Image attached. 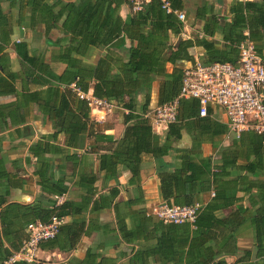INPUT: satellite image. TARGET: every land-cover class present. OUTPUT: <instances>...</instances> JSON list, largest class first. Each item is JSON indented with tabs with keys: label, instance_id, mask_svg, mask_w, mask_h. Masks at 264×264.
<instances>
[{
	"label": "trees",
	"instance_id": "obj_1",
	"mask_svg": "<svg viewBox=\"0 0 264 264\" xmlns=\"http://www.w3.org/2000/svg\"><path fill=\"white\" fill-rule=\"evenodd\" d=\"M2 1L0 24L4 22L5 39L8 42L11 22L8 12L2 7ZM6 1L9 10L17 3L27 6L29 16L23 21L28 20L29 26L38 23L32 21V16L37 14L45 30L59 28L68 35L49 41L53 47L51 57L64 65L59 74L51 72L43 58L29 56L23 50L26 47L24 42L16 44V50L23 61L34 64L35 60H40L39 79L34 76L30 78V74H26L23 79L38 83L48 75V80L43 82L46 87L30 94L37 98L41 112L54 122L56 134L62 133L65 136V147L48 144L47 139L31 147L32 153L40 161L35 174L41 192L62 195L71 184L80 193L76 198L65 199L61 203L52 198H39L28 205H4L0 209V264L19 248L27 235L26 227L29 223H47L52 216L63 221L56 235L42 241L39 247L44 251L58 250L66 253L67 259L58 264H208L207 257H214L209 255L213 251L207 245L214 237L210 229L225 224L224 220H219L213 214L214 204L207 203L198 212L193 224L164 222L147 213L145 208L138 207L144 201L141 164L153 160L162 202L181 206L198 202L199 193L209 189L211 182L218 184L220 175L224 174L220 171L233 164V160H225L217 165L221 170L212 174L214 179L211 181L208 177L211 174V157H204L201 149L205 142L217 145L227 126L212 118L210 112L206 116H199L197 99L182 98L177 106L176 120L166 125V135L161 142L150 120L143 118L141 113L151 109V94L155 83H158L157 105L178 95L183 71L175 66L171 72H167L166 64H174L178 59L190 60L188 48L194 43H200L206 49L208 61L205 63L235 64L239 56L238 46L247 37L244 30L248 29L249 39L264 61V44L258 37H252L253 17L246 15L257 9L255 23L264 25V9L257 7L254 2L233 8V20L226 24L222 34L223 40L229 45L228 52L221 54L215 49L214 42L206 39L195 42L191 38H178L172 43V36L181 33L182 22L177 20L173 12L162 9L159 0H151L141 9L132 10L126 20L118 14L114 16L113 2L118 7L123 0H53L51 4L50 0ZM169 2L173 9L180 10L175 0ZM24 9L19 7V12L22 13ZM213 20L217 21V18L214 16ZM207 31L212 35L214 29ZM93 47L103 49V54L95 63L83 61L82 58ZM71 84L82 91L91 88L96 97L123 109L124 130L119 139L115 140L111 135L92 129L96 120L91 118L86 101L76 95ZM138 95H142V102L138 101ZM184 132L189 135L191 145L180 148L178 143ZM84 134L94 137L90 152L96 153V170L93 163H89L87 154L79 159L76 153L69 150L77 146L78 139ZM232 145V150L227 152L234 154V157L245 158L247 162L243 168L252 177L242 176V191L249 192L253 188L258 191L253 201L257 205L256 213L249 217L255 227L258 249L262 250L264 135L251 130L242 131L232 141ZM49 152L53 155L62 153L71 161L68 176L54 178L49 173L47 165L50 162L44 158L45 153ZM223 157L224 154L221 159ZM78 164L81 170L76 177L74 170ZM121 173L128 174L125 184L134 191L133 198L125 201L117 199ZM216 197L217 189L213 199L216 200ZM4 201L0 199L1 204ZM126 206L134 221L131 227L125 222L126 214L120 211L121 207ZM237 207L242 208L241 205ZM106 209L114 210V226L113 221H99L98 213ZM113 233L121 240L116 255L113 254ZM83 238L89 239L90 243H84ZM234 238V234L229 236L232 241ZM4 241L9 243L10 249L3 248ZM15 264L52 262L39 258L37 261L21 260ZM210 264L226 263L216 260Z\"/></svg>",
	"mask_w": 264,
	"mask_h": 264
},
{
	"label": "crops",
	"instance_id": "obj_2",
	"mask_svg": "<svg viewBox=\"0 0 264 264\" xmlns=\"http://www.w3.org/2000/svg\"><path fill=\"white\" fill-rule=\"evenodd\" d=\"M69 1V0H66ZM180 5V10L185 13V21L182 23L181 33L176 36H172V43H175L178 38L192 40L206 39L213 41L215 49L221 54H227L228 43L223 40V32L226 24L233 20V8L242 5L247 2H254L257 7L264 9V0H175ZM50 0V4L53 3ZM2 7L5 12H8L10 18V32L8 33L9 41L7 42L4 33V22L0 24V199H4V203H0V209L4 205L14 203L18 205H28L35 202L39 198L56 199L57 203L63 202L65 199L76 198L79 195V190L70 184L69 190L62 195H47L41 192L40 186L37 183V176L35 170L40 165V161L37 159V155L33 154L31 147L35 143H44L45 139L48 144H55L60 147H65V136L56 134L57 128L52 120H48L39 107L38 100L30 93L39 89L45 88L43 85L44 80H48V75L44 79H40L37 82L25 81L23 78L26 74H30L31 77L39 79L38 64L40 60H35L34 64L23 61V59L17 54L16 44L24 42L26 47L23 49L29 56L36 58H43L44 63L49 64L51 72L59 74L64 68L63 64L56 62L51 56L53 54V47L50 46V39H58L68 37L61 29L54 28L49 31L45 30L44 24L39 19L37 14L32 16L33 22H38L34 26H29L27 19L29 12L26 5L17 3L11 10L8 7V1H2ZM19 7L25 8L22 13L19 12ZM114 16L117 14L126 20L133 12L130 6L126 2H121L117 7L113 2ZM245 13V9L243 10ZM264 13V12H263ZM246 14V13H245ZM250 14V15H249ZM258 14L257 9L254 12H249V17H253L252 22V37H258L260 42L264 44V25L257 24L255 16ZM23 15L22 17H20ZM264 15V14H263ZM217 18L213 20V17ZM31 17V14H30ZM31 20V19H30ZM178 20V19H177ZM264 23V21H263ZM214 27V28H213ZM213 34L210 35L207 30H212ZM248 29L244 30L245 38L249 39ZM170 36L171 33L169 32ZM244 41V40H243ZM251 41V40H250ZM252 42V41H251ZM129 41L127 42V45ZM104 50L101 48H91L86 57L82 58L87 63H95L99 57L103 54ZM188 52L191 56L190 60L178 59L174 64L167 63L166 70L171 72L176 66L180 69L189 67L196 60L201 62L208 61V54L206 49L200 43H194V45L188 48ZM264 53V50H263ZM50 70V69H49ZM44 76V75H39ZM41 81V82H40ZM158 83L154 85L151 94V108L157 106L158 101ZM28 89V90H26ZM90 90H92L90 88ZM137 99L142 102V95H138ZM120 107L113 108V114L108 112H95L91 113V118L95 119L101 115L102 119L96 121L92 129L94 131L103 132L107 135H111L113 139L117 140L121 137L124 124L122 121V111ZM125 112V111H124ZM209 115L224 123L227 126V130L224 133L221 140L217 145L210 142H205L201 145V149L204 157H211L210 175L208 176L213 181V173L219 172L220 165L225 160H233L232 165H228L223 171L224 174L220 175L218 184L211 182L210 188L205 191H201L197 196V201L201 203V209L205 207L207 203L214 204L213 214L219 220H224V225H220L217 229L212 228L213 239L209 241L207 245L213 253H209L210 256L214 255L212 259L208 258V264L211 261L222 260L226 264H264V247L262 250L258 249L255 240V227L250 221V215L256 213L257 205L253 203L255 197H257V189L253 188L249 192L242 191V176L248 175L246 169L243 167L246 164L245 158L234 157V154H229V150H232V141L238 137L234 131H232L226 121L225 114L220 107L209 108ZM96 120V119H95ZM153 130L159 135V139L162 142L166 135L167 128L162 126ZM54 135H56L54 137ZM94 143V137L88 136V134L82 135L78 141L77 146L69 148L71 152L81 159L83 155L88 156L89 163H93L94 170L97 169L96 153L91 151V144ZM191 145V139L189 135L184 132L183 138L179 141L178 147L185 148ZM226 151V153H225ZM222 154L225 157L221 159ZM44 158H48L49 173L54 175V178L66 175L68 176L71 168V161L64 157V154L57 152L53 155L50 152L45 153ZM142 179L141 188L143 191L144 201L138 206L143 207L147 213L151 214V207L154 204L162 202L160 197V190L158 185V179L156 176L153 160H146L141 164ZM81 170V165L78 164L74 170L75 176ZM226 173V174H225ZM127 173H121L118 180L120 182V193L117 197L120 201L133 198L134 191L132 188L126 186ZM254 178V177H253ZM218 190L217 199H213L215 196V190ZM211 192H214L212 194ZM241 205L242 208L237 206ZM136 208V207H135ZM200 209V210H201ZM245 209V212L243 211ZM122 213L126 214L125 222L128 227H131L134 223L133 218L129 215V207H121ZM100 222L113 221L114 210L106 209L98 213ZM235 235L234 240H230L229 236ZM84 243H90V240L83 238ZM121 240L113 233V254L116 255L120 249L118 243ZM3 248H9L8 242L3 243ZM86 246L84 245V249ZM40 257L46 261L50 259L51 255H62L66 257L58 261H51L52 264H58L64 262L67 259V254L58 250L54 251H39ZM49 256V257H48ZM125 259H120L123 261Z\"/></svg>",
	"mask_w": 264,
	"mask_h": 264
},
{
	"label": "built area",
	"instance_id": "obj_3",
	"mask_svg": "<svg viewBox=\"0 0 264 264\" xmlns=\"http://www.w3.org/2000/svg\"><path fill=\"white\" fill-rule=\"evenodd\" d=\"M133 11L139 10L151 0H123ZM166 12H173L180 22L185 21V13L171 7L169 0H159ZM238 61L201 62L196 60L183 69L178 95L172 100L157 105L141 113L158 129L176 120L177 106L182 98L198 100L199 116H206L211 107H220L229 128L238 135L242 131H255L264 135V61L256 53L254 44L246 39L239 46ZM76 95L85 100L90 111H111L114 105L96 97L92 90L82 91L71 84ZM127 112V110L125 111ZM104 115V114H101ZM95 119L100 121L102 116ZM214 194V192H211ZM200 202L189 205H168L159 202L151 207V214L164 222L193 224L201 209ZM62 219L52 216L47 223L33 222L26 227L27 235L19 248L12 252L1 264H15L17 261H37L39 244L53 238L59 230Z\"/></svg>",
	"mask_w": 264,
	"mask_h": 264
},
{
	"label": "rangeland",
	"instance_id": "obj_4",
	"mask_svg": "<svg viewBox=\"0 0 264 264\" xmlns=\"http://www.w3.org/2000/svg\"><path fill=\"white\" fill-rule=\"evenodd\" d=\"M106 112H108V113H110V114H113V108H112V110L111 111H108V110H105ZM102 114V113H101ZM105 114V113H104ZM40 252H38V255H37V258L39 259V257H40ZM49 257V256H48ZM66 257V255L65 254H62V255H57V254H55V255H51L50 256V259H47V260H49V261H58V260H61L62 258H65Z\"/></svg>",
	"mask_w": 264,
	"mask_h": 264
}]
</instances>
